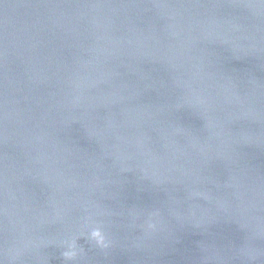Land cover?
Listing matches in <instances>:
<instances>
[{"label":"water","instance_id":"1","mask_svg":"<svg viewBox=\"0 0 264 264\" xmlns=\"http://www.w3.org/2000/svg\"><path fill=\"white\" fill-rule=\"evenodd\" d=\"M0 264H264V0H0Z\"/></svg>","mask_w":264,"mask_h":264}]
</instances>
